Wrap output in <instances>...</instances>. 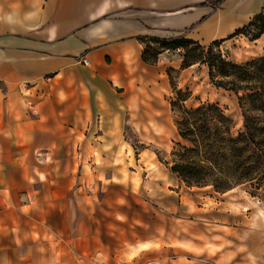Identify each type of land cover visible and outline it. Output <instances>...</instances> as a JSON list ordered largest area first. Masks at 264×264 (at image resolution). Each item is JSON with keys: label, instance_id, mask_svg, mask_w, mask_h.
I'll list each match as a JSON object with an SVG mask.
<instances>
[{"label": "crops", "instance_id": "0c3cea01", "mask_svg": "<svg viewBox=\"0 0 264 264\" xmlns=\"http://www.w3.org/2000/svg\"><path fill=\"white\" fill-rule=\"evenodd\" d=\"M202 1L0 0V264H80L75 242L94 235L75 233V223L49 234L46 203L31 230L28 188L34 182L42 189L47 160L70 159V147L82 141L80 128L94 121L100 130L90 142L100 146L112 143L106 140L112 127L118 142L128 111L163 109L166 69L182 74L193 64L179 68V49L158 53L154 64L143 62L138 36L184 34L207 44L225 39L264 3L222 0L212 9ZM96 149L88 159L97 152L106 159L103 148ZM98 171L107 174L106 167L93 168L95 177ZM121 241L109 254L119 264L154 249L144 240Z\"/></svg>", "mask_w": 264, "mask_h": 264}, {"label": "rangeland", "instance_id": "374dc122", "mask_svg": "<svg viewBox=\"0 0 264 264\" xmlns=\"http://www.w3.org/2000/svg\"><path fill=\"white\" fill-rule=\"evenodd\" d=\"M251 34L248 29L214 48L232 62L264 55V32L255 39ZM167 69V87L163 98L159 96L163 109L128 111L118 142L113 141L115 129L110 127L106 140L112 143L100 146L90 142L100 130L92 121L79 129L82 141L70 147V159L46 161L42 189L33 182L27 191L34 203L30 228L37 227L40 206L46 203L42 212L49 234L71 230L75 223V233L94 235L79 246L75 242V262L80 264H91L89 260L119 264L109 254L121 240L124 246L148 241L154 249L148 256L127 257L120 264H145L148 258L159 264H264V200L251 196L246 185L224 192L208 186L187 187L168 171L170 152L180 141L169 108L174 99L169 81L190 93L185 106L215 102L231 118L233 131L241 120L236 94L214 86L205 64L194 63L182 74L179 69L171 68L170 73ZM97 147L103 148L106 159L100 160L97 152L89 160L88 153L94 154ZM101 167H106L107 174L99 175L103 170L99 169L95 177L93 168ZM63 218H67L65 226Z\"/></svg>", "mask_w": 264, "mask_h": 264}, {"label": "trees", "instance_id": "16d2710c", "mask_svg": "<svg viewBox=\"0 0 264 264\" xmlns=\"http://www.w3.org/2000/svg\"><path fill=\"white\" fill-rule=\"evenodd\" d=\"M221 2L203 0L200 5L215 9ZM248 29L252 31L251 39L264 32V4L225 39L245 34ZM137 38L143 43L140 58L145 63L154 64L158 53L164 50L179 49V68L205 64L209 81L233 91L240 109V126L233 131L231 118L215 102L185 106L190 93L182 92L169 81L174 93L169 108L180 141L174 143L170 152L168 171L187 187L208 186L215 192H224L246 185L251 196L264 200V55L232 62L214 48L224 39L213 40L204 47L184 34ZM171 71L167 69V73Z\"/></svg>", "mask_w": 264, "mask_h": 264}, {"label": "built area", "instance_id": "2783aa9c", "mask_svg": "<svg viewBox=\"0 0 264 264\" xmlns=\"http://www.w3.org/2000/svg\"><path fill=\"white\" fill-rule=\"evenodd\" d=\"M82 63L85 64L86 63V60L85 59H82Z\"/></svg>", "mask_w": 264, "mask_h": 264}]
</instances>
